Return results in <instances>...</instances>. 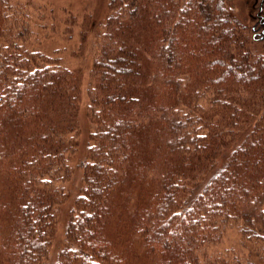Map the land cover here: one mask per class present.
Returning <instances> with one entry per match:
<instances>
[{
    "label": "trees",
    "instance_id": "16d2710c",
    "mask_svg": "<svg viewBox=\"0 0 264 264\" xmlns=\"http://www.w3.org/2000/svg\"><path fill=\"white\" fill-rule=\"evenodd\" d=\"M230 2L107 0L80 122L42 6L0 0V264H254L233 230L264 263V0Z\"/></svg>",
    "mask_w": 264,
    "mask_h": 264
},
{
    "label": "rangeland",
    "instance_id": "374dc122",
    "mask_svg": "<svg viewBox=\"0 0 264 264\" xmlns=\"http://www.w3.org/2000/svg\"><path fill=\"white\" fill-rule=\"evenodd\" d=\"M235 7L234 10H240V2L243 3L242 14H247L248 21L254 23L256 19V5L258 0H230ZM35 2L42 6L44 18L50 27L54 26L53 32L47 29L45 33L46 38L41 43L44 48L53 54H58L67 67L76 70L80 75L79 88L81 90V97L77 102L78 120L84 121V106L86 103V71L90 67L93 50L91 43L93 41V31L97 25L103 21L106 14L107 0H35ZM64 8L66 13L60 10ZM241 14V12L239 11ZM88 16V17H87ZM88 18V24L84 27V20ZM89 32L87 33L88 28ZM85 30V31H84ZM66 32V33H65ZM85 34L84 40L82 33ZM92 32V33H91ZM57 48V53L54 51ZM84 131L81 130V138L84 139ZM75 157V154H72ZM71 155V160L73 157ZM74 163V161H73ZM61 213L56 224L55 236L50 243V261L53 260L56 252L60 247L62 240V233L65 226L66 218ZM241 239L236 234V231H228L223 240V247H234L240 251L246 259L254 261V264H264L259 258L251 254L249 245L241 247Z\"/></svg>",
    "mask_w": 264,
    "mask_h": 264
}]
</instances>
